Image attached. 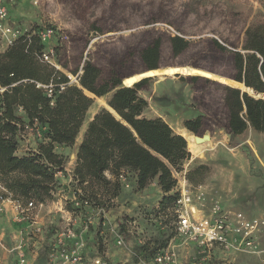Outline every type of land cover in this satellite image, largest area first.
I'll use <instances>...</instances> for the list:
<instances>
[{
	"label": "rangeland",
	"instance_id": "374dc122",
	"mask_svg": "<svg viewBox=\"0 0 264 264\" xmlns=\"http://www.w3.org/2000/svg\"><path fill=\"white\" fill-rule=\"evenodd\" d=\"M0 4L7 9V16L0 18V51L22 34L52 28L53 36L46 48L54 46L57 67L70 77L71 83H78L74 71L81 74L82 64L88 58L107 73L117 70L123 79L146 72L142 53L160 41V68L125 83L131 85L150 76L139 91L148 100L144 116L165 119L175 132L183 128L186 119L204 115L201 133L191 132L192 137H186L191 157L180 170H173L178 179L174 191L180 193L181 180L187 177L194 192L193 202L203 208V215L211 217L214 202L221 206L219 215L228 216L231 238L228 248L186 239L178 231L176 202L162 210L159 203L164 193L157 180L137 190L135 173L128 170L122 171L124 181L120 177V198L107 201L105 215L98 216L97 207L92 205L73 211L76 189H81V196L89 197L95 204L100 202L98 198L109 196L97 184L79 186L73 178L78 163L77 146H56L64 157L65 169L57 174L60 184L54 195L63 201V207L60 210L58 205H50L38 210L34 213V225L14 220L7 209L0 212V264H61L49 257L51 240L55 228H65L69 219L71 225L83 232L86 264H91L95 257L104 258L108 264H157L154 258L147 260L142 256L136 262L135 255L139 246L150 242L152 248L155 242L158 246L167 237V247L174 249L176 264H264V134L248 129L243 135L232 136L222 126L228 112L223 85L228 83L201 75L190 78L198 74L168 72L169 67H196L231 78L234 67L230 51L242 48L250 24L264 21V0H0ZM7 27L19 31L17 38L5 32ZM177 35L188 43L185 47L181 44L178 50L172 41ZM214 39L230 51H221ZM162 68L166 69L157 71ZM111 95H105V101ZM94 98L81 128L83 137L96 113L108 108ZM43 130L38 125L26 126L21 131L18 154L36 150ZM196 135H208L209 139L198 144ZM79 136L77 140L81 139ZM198 147L203 148L199 151ZM205 162L210 163V172L203 180L198 173L195 181L190 180L188 171ZM106 175L115 179L110 171ZM127 183L129 187L125 186ZM200 191L204 192L201 199L197 197ZM237 212L256 224L244 242V235L236 230ZM89 216L93 218L91 223ZM249 238L253 245L246 244ZM21 242L25 262L19 260ZM101 246L104 257L100 254Z\"/></svg>",
	"mask_w": 264,
	"mask_h": 264
},
{
	"label": "trees",
	"instance_id": "16d2710c",
	"mask_svg": "<svg viewBox=\"0 0 264 264\" xmlns=\"http://www.w3.org/2000/svg\"><path fill=\"white\" fill-rule=\"evenodd\" d=\"M246 29L241 49L236 47L230 51L217 39L214 43L221 51L231 52L234 73L230 79L245 83L256 93H264V21L257 20ZM38 32L22 34L0 51V182L7 189L4 195H11L21 202L53 201L60 184L57 174L65 169L64 157L56 151V146H74L86 113L95 102L94 97L112 94L108 104L118 115L105 107L96 113L79 145L75 169L79 186L97 184L109 197L98 198V204L89 197L81 196V199L105 209L107 201L121 195L120 175L123 170H128L135 173L137 190H143L157 180L164 193L159 203L162 210L169 203H175L180 193L174 191L178 179L173 170H180L191 152L186 137L176 133L165 119L144 116L148 100L139 91L146 86L150 76L131 87L125 86L123 82L129 77L124 80L117 70L107 73L88 58L82 64L81 74L74 71L78 83H71L70 77L60 68L42 61L46 44ZM172 41L177 50L181 44L183 47L188 44L179 35ZM159 54L160 41L143 51L142 59L151 69L146 72L160 68ZM190 78L196 79L199 75ZM38 83H53V95L49 97L48 90L39 87ZM60 84L66 85L63 90H60ZM223 86L224 106L228 112L222 126L227 133L238 136L252 129L264 134V97L258 98L229 84ZM204 119L200 113L186 119L184 126L193 134H200ZM34 125L44 128L43 137L36 150L19 155L21 131ZM107 171L115 179L108 177ZM207 171L210 172V166L200 164L188 171V175L195 181L198 173L203 180ZM73 211H80V208L73 207ZM168 243L169 237L158 246L155 242L152 248L150 242L139 246L135 261L140 262L142 257L155 258L154 255ZM100 252L104 257L103 246Z\"/></svg>",
	"mask_w": 264,
	"mask_h": 264
},
{
	"label": "built area",
	"instance_id": "2783aa9c",
	"mask_svg": "<svg viewBox=\"0 0 264 264\" xmlns=\"http://www.w3.org/2000/svg\"><path fill=\"white\" fill-rule=\"evenodd\" d=\"M6 16L7 9L5 6L0 4V18H5ZM5 32H10L11 35L14 36V38H17V33H19L18 30L13 31L9 27L5 29ZM52 33V28L38 32V34L42 38V41L45 44L51 41V38L53 36ZM41 59L42 61H45L49 64L51 63L56 67L58 66L56 62V51L54 46L50 45L48 48H45L41 54ZM38 86L46 88L48 90L49 97L53 95V83H50V85L38 83ZM65 86V84H60V90H63ZM73 176V178L78 183L79 180H77L75 174ZM120 177L123 181L125 180V177L122 173ZM181 181V187L179 190L180 197L175 203L179 234L182 236L184 235L186 239H190L200 244L213 245L215 243H219L220 245H223L226 248L230 247L231 238L229 222L227 221L228 216L226 214L219 215V213L221 214V206H219L217 202H214L211 206V217L203 215V208L197 207L193 202L194 192L191 189L192 185L190 184L189 180L187 179V177H184V179ZM125 186L129 187L128 183ZM6 191L7 189L4 188L0 182V212H3L6 209V204L10 203L16 211V220L20 223L24 222L34 225L32 224L34 223V220L36 218V215L34 213H38V210L46 208L50 205H58L60 210L63 207V201L61 199H54L50 203H36L34 200L21 202L15 200L11 195H4ZM200 192L201 193L198 194L197 197L201 199L204 195V192ZM80 193L81 189H76L74 191V205L79 208L86 205H91L89 201H84L83 199H81ZM97 214L98 216H101L102 214L105 215L106 210L103 207L97 208ZM235 218L238 222V227L236 230L242 233V235H244V242L247 239L248 235L254 230L256 224L255 222L246 219L245 215L242 212L235 213ZM92 219L93 218L91 216L88 217L89 223L92 222ZM69 221L70 219L67 221L68 223L65 228H55V232L51 240L49 257L50 259H52V261H57L61 264H86L87 258L85 250L87 248V243L85 242V239L83 237V232H79L76 227L69 223ZM120 242L122 241L120 240ZM246 244L253 245V240L249 238ZM18 250L19 260L25 262V249L22 242L18 246ZM154 259L157 264H176L175 251L171 247H167V249L160 250L158 253H156ZM91 264L108 263L104 258L95 257L94 261Z\"/></svg>",
	"mask_w": 264,
	"mask_h": 264
},
{
	"label": "bare ground",
	"instance_id": "6f19581e",
	"mask_svg": "<svg viewBox=\"0 0 264 264\" xmlns=\"http://www.w3.org/2000/svg\"><path fill=\"white\" fill-rule=\"evenodd\" d=\"M163 69H166V68H162V69H159V70H157L158 72H162V70ZM178 71L179 72H185L186 74H191V75H194V74H198V75H201V76H204V77H207V78H211V77H213V78H217V79H219V81H222L223 83H228L229 85H231V86H234V87H238V88H240V89H247V90H249L250 92H252V90L251 89H248V88H246V86H245V84L243 83H239V82H237V81H235V80H233V79H230V78H224V77H221V76H218V75H216V74H214V73H212V72H208V71H205V70H202V69H199V68H192V67H181V66H178V67H169L168 68V72H171V73H178ZM149 72H146V73H144V74H140V75H133L132 77L130 76L128 79H124L126 82H128V83H130L131 82V80H133L134 78H138L139 76H145L146 74H148ZM184 75V74H183ZM140 79V78H139ZM139 79H137V80H135V82L136 81H138ZM123 80V81H124ZM124 81V82H125ZM135 82H133L131 85H134V83ZM126 84V83H125ZM131 85H128V86H131ZM94 97V96H93ZM99 99L102 101V102H104L103 104H106L105 106L106 107H108L113 113H115V114H117L116 112H114V110H112L110 107H109V104H108V102L107 101H105V99H104V96L103 97H99ZM118 115V114H117ZM183 130H185V129H183ZM187 130V129H186ZM186 135V137L187 138H191L192 136H191V134L190 133H186L185 134ZM200 143V142H199ZM198 143V144H199ZM202 144V143H201ZM192 146V145H191ZM190 146V147H191ZM193 151V150H192Z\"/></svg>",
	"mask_w": 264,
	"mask_h": 264
},
{
	"label": "crops",
	"instance_id": "0c3cea01",
	"mask_svg": "<svg viewBox=\"0 0 264 264\" xmlns=\"http://www.w3.org/2000/svg\"><path fill=\"white\" fill-rule=\"evenodd\" d=\"M168 122V121H167ZM84 126H82V128H83ZM85 129V128H84ZM183 129H185V130H183ZM187 129V127H185L184 125H183V128H180V130L179 131H177L176 133H178V134H182V135H184L185 137H186V133H190V134H192L191 133V131H189L188 129ZM229 135H231L230 133H228ZM81 139L80 140H77V142H76V144H75V146H77V149H79V145H80V143L82 142V139H83V133L81 132ZM243 135V134H242ZM238 136H240V135H238ZM80 137V136H79ZM78 139V138H77ZM202 148L203 147H198V149H199V151L200 150H202ZM204 164H207V165H209L210 166V163H207V162H205ZM212 172V171H211ZM133 196L132 197H134V195H137V193H135V194H132ZM120 198V197H119ZM8 207V208H7ZM6 209L8 210V212L11 214V216L14 218V220H15V218H16V211H15V209H14V207L10 204V203H7L6 204Z\"/></svg>",
	"mask_w": 264,
	"mask_h": 264
},
{
	"label": "water",
	"instance_id": "95a60500",
	"mask_svg": "<svg viewBox=\"0 0 264 264\" xmlns=\"http://www.w3.org/2000/svg\"><path fill=\"white\" fill-rule=\"evenodd\" d=\"M148 70H151V69H148ZM147 77V76H146ZM146 77H142V78H140L138 81H140L141 79H143V78H146ZM138 81H136V82H138ZM124 83V85L125 86H128V85H126L125 84V82H123ZM245 84V83H244ZM132 86V85H131ZM131 86H129V87H131ZM246 86V85H245ZM246 88H248V89H251V88H249V87H247L246 86ZM242 90V89H241ZM252 90V89H251ZM243 91H248L249 92V90H247V89H243L242 90V92ZM88 94H90L91 95V93H89V92H87ZM252 93H254V95L256 96V97H264V93H256V92H254L253 90H252ZM110 107V106H109ZM107 109H109V108H107ZM110 110V109H109ZM111 111V110H110ZM112 112V111H111ZM113 113V112H112ZM204 139H209V136L208 135H205L204 137H201V136H199V135H196L195 136V140L199 143V142H203L204 141Z\"/></svg>",
	"mask_w": 264,
	"mask_h": 264
}]
</instances>
